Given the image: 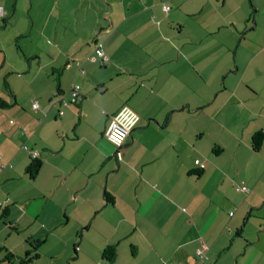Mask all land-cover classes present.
Listing matches in <instances>:
<instances>
[{"label":"crops","instance_id":"obj_1","mask_svg":"<svg viewBox=\"0 0 264 264\" xmlns=\"http://www.w3.org/2000/svg\"><path fill=\"white\" fill-rule=\"evenodd\" d=\"M34 35L48 58L29 62ZM0 78V264L30 238L28 264H198L201 241L207 264H264V214L256 235L242 225L264 201V0H0ZM73 84L82 98L63 106ZM123 105L139 120L116 149ZM240 167L247 193L228 181Z\"/></svg>","mask_w":264,"mask_h":264},{"label":"built area","instance_id":"obj_2","mask_svg":"<svg viewBox=\"0 0 264 264\" xmlns=\"http://www.w3.org/2000/svg\"><path fill=\"white\" fill-rule=\"evenodd\" d=\"M163 8L165 11H167L170 8V6L163 5ZM88 58L93 62H96L98 60L99 63H103L108 59V57L104 53V50L102 49L101 43L96 44L92 55L89 56ZM81 98H82V94L79 90V86L73 84L69 88V99L68 100L64 98L60 99V103L63 106H67L68 104H75ZM32 106L36 108L37 103H33ZM59 113L62 114V111L60 110ZM138 120H139L138 114L129 106L123 105L115 114L112 115L111 120L105 130L106 139L116 149H118L123 144L125 138L130 133V131L135 127ZM23 147L28 150V147L26 145H24ZM29 154L31 159L38 158L37 150H29ZM195 163H199V161L195 160ZM200 166L203 167V164H200ZM236 189L242 192L249 191V188L245 184L237 186ZM6 204H7L6 201L0 202V208L6 206ZM230 215H232V212H230ZM207 250H208V245L201 241L200 247L197 249L196 254L202 261V264L205 263ZM172 264H176V263H172Z\"/></svg>","mask_w":264,"mask_h":264},{"label":"rangeland","instance_id":"obj_3","mask_svg":"<svg viewBox=\"0 0 264 264\" xmlns=\"http://www.w3.org/2000/svg\"><path fill=\"white\" fill-rule=\"evenodd\" d=\"M42 45H43V43L41 42L40 39L37 38L36 35H34L33 38H30L26 43L24 42V46L25 47H27V46L30 47V50H27V53H25V57L28 59L29 62H36L37 61V57H35L34 54H35L36 51L41 52L40 48L42 49ZM44 52H46V51H44ZM41 54H42V52H41ZM44 54L45 55H43V54L42 55L45 58H48L47 54L46 53H44ZM13 72H14L13 73L14 75H17V73H21L22 76L26 75V71H22V70H17V71H13ZM1 80L2 79L0 78V86H2V81ZM212 155L215 158L218 159L219 164L227 165V162L229 161L228 153L227 154H220V155H215V154H212ZM243 162H244V164L246 163L245 164L246 166L249 165V162L247 160H244ZM238 164L241 165V162L239 160H238ZM252 164H250L248 169L253 166ZM253 176H254L253 174H249V172H247V171L245 172V168L240 167V168H238L236 170H233L231 172V175L229 176V180L228 181H229V183L230 182H235L238 185H240L242 183V184H245L246 186H251V188H253L254 187V183L253 182L255 180H257V179H252L251 177H253ZM258 181L260 183L259 184V189L263 188L264 187V176L262 177V179H258ZM235 183H233V184H235ZM232 189L235 190V186L234 185H232ZM235 198L237 199V197H235ZM241 198H243V195H242ZM258 200H260V199H258V197H256V198L253 199V202H257ZM256 204H258V207L255 208L252 212L250 211L249 217L248 218L246 217V221L244 223H242L243 229H244V232H245L246 235H248V234H255L256 235V231H257L256 228H258L257 227L258 224L262 222L261 221V216L262 215H260V214H264V201L261 200V201H259ZM238 205L239 204H237V205L233 204L231 206L230 210H231L232 214L236 212V208L238 207ZM18 261H19V259H15V263L14 264H20Z\"/></svg>","mask_w":264,"mask_h":264},{"label":"trees","instance_id":"obj_4","mask_svg":"<svg viewBox=\"0 0 264 264\" xmlns=\"http://www.w3.org/2000/svg\"><path fill=\"white\" fill-rule=\"evenodd\" d=\"M6 105H7V103L0 99V107H4ZM263 141H264L263 131L258 130L256 132H254V134L251 137V148H252V150L254 152H259L261 147H262ZM221 152H222V149L219 146L215 145L212 148V153L215 155H218ZM195 160H198L199 163H195ZM194 164L199 169V171L196 172V174L201 175L202 171L205 168L204 162L201 159L196 158V159H194ZM200 164H203V167H201ZM39 168H40V161L38 159H32L31 163L27 166L26 171L30 175V177H35ZM245 193H247V192H245ZM110 200H112V197L108 193H106V201H110ZM28 244L30 247L26 251L25 256L19 260L20 264H28L30 261H32L33 259H36L38 257V255H39L38 251H39V248L41 247V245L43 244V240L30 238L28 240ZM197 249L195 250V257H196L197 263L202 264V261L200 260V258L196 254ZM102 256L105 259H107L108 261L113 260L114 257L116 256L115 246H106L102 251ZM12 258H13V254L10 252H7L5 255V260L8 262V264L11 263ZM207 260H208V256H207V251H206V260H205L204 264H207Z\"/></svg>","mask_w":264,"mask_h":264}]
</instances>
